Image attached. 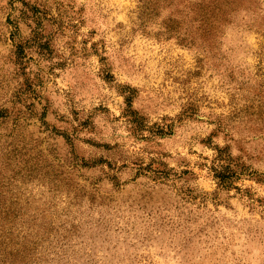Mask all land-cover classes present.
Wrapping results in <instances>:
<instances>
[{
    "label": "clouds",
    "instance_id": "1",
    "mask_svg": "<svg viewBox=\"0 0 264 264\" xmlns=\"http://www.w3.org/2000/svg\"><path fill=\"white\" fill-rule=\"evenodd\" d=\"M186 2L0 0V264H264V77L201 57Z\"/></svg>",
    "mask_w": 264,
    "mask_h": 264
},
{
    "label": "rangeland",
    "instance_id": "2",
    "mask_svg": "<svg viewBox=\"0 0 264 264\" xmlns=\"http://www.w3.org/2000/svg\"><path fill=\"white\" fill-rule=\"evenodd\" d=\"M25 6H28L27 0ZM257 7L252 6V0H187L180 9L184 15L176 16V19L182 21V25L179 26L180 31L186 33L188 42L194 48L199 43V47L203 49L200 53L201 57L206 59L211 55L217 58V42L223 37L226 42V58H230L236 66L234 75L237 78L244 75L246 79H255L257 75L264 77V14L257 11ZM36 10L33 8V11ZM138 12V18L143 25L153 26L161 23L159 18L162 15L166 20L170 16H175L176 10L168 5L167 0H142ZM7 23H12L10 17ZM168 27L171 30L177 26L169 24ZM197 50L199 51V48ZM245 58L246 62H242ZM173 70L183 78L184 70L180 68L179 63ZM245 91L246 89L241 88L242 99L253 98L250 91L244 96ZM255 98L259 99L260 104L254 107L258 108L260 118L264 119V90L257 91ZM195 103L197 101L193 98V104ZM247 110L244 108L240 109L239 113H232L229 120L234 116H241ZM253 163H259V159L254 160ZM11 219L19 224L24 221V216L17 212Z\"/></svg>",
    "mask_w": 264,
    "mask_h": 264
}]
</instances>
